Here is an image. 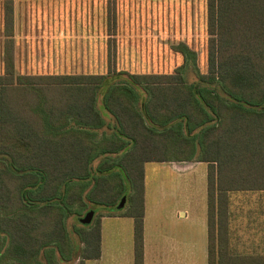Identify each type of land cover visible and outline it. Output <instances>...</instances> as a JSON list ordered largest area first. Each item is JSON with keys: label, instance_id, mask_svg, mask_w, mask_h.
<instances>
[{"label": "trees", "instance_id": "trees-1", "mask_svg": "<svg viewBox=\"0 0 264 264\" xmlns=\"http://www.w3.org/2000/svg\"><path fill=\"white\" fill-rule=\"evenodd\" d=\"M2 3L0 251L34 264L46 249L59 264L55 252L69 262L80 241L83 264L99 254V223L73 241L69 206H114L126 189L122 214L132 217L133 264H142L143 162L196 159L206 163V264L257 263L230 251L227 205L230 191L264 189V0H206L207 67L189 82L183 65L13 76L12 0ZM104 126L110 135L94 139Z\"/></svg>", "mask_w": 264, "mask_h": 264}, {"label": "rangeland", "instance_id": "rangeland-1", "mask_svg": "<svg viewBox=\"0 0 264 264\" xmlns=\"http://www.w3.org/2000/svg\"><path fill=\"white\" fill-rule=\"evenodd\" d=\"M16 0H12L13 4ZM36 1V10L42 13L48 11L51 0H23ZM70 2H87L93 13L99 10V17L104 23L105 53L104 60L95 67L81 62L70 64L49 63L48 48L36 47V67L29 63L14 61L13 76L17 74L42 73H89L97 68L99 73L107 71H125L137 73H169L179 65H183L181 74L189 82L197 73L205 72L207 67L206 44V0H69ZM1 23L3 28V3L0 0ZM130 14L138 21L135 25L134 41L136 46L119 48L123 55L117 54L115 42L117 34L118 14ZM45 20V17L43 15ZM4 33V32H3ZM121 36V35H120ZM5 38V37H4ZM182 42L192 51L191 56H183L181 49L174 46ZM3 45V43H2ZM128 52V53H127ZM40 53V54H39ZM129 57H127L128 55ZM185 62V63H184ZM2 56L0 74L2 73ZM89 67H92L89 69ZM111 71V72H113ZM109 72V74H111ZM100 87V95L105 90L107 80ZM111 128L108 126L96 128L94 139L109 136ZM113 156L104 157L112 160ZM143 167V238L147 264H205V165L197 162L181 170L174 169L161 161H145ZM112 171L116 168L110 169ZM109 172V170H108ZM88 182L87 187L89 186ZM125 189L122 195H125ZM231 216L241 215L246 205L256 204V200L264 202L263 190H235L228 193ZM125 204V201H124ZM77 204L69 206L76 212ZM93 209V215L88 224L78 221L77 217L84 210ZM125 208V207H123ZM120 208L115 206H100L88 204L75 214L64 216V226L73 241H78L77 231L80 227L92 226L99 223L103 241V264H112L110 257L119 259L124 264L130 259L131 250V218L113 215ZM254 209H256L254 207ZM182 212V213H180ZM246 230V229H241ZM240 229H236V236H240ZM6 237L0 233V250ZM256 240L244 242L236 239L232 241L234 251L248 252V248ZM79 241L74 248L71 261H61L55 252V261L59 264H76L80 259ZM45 250L34 256V264H48ZM256 254V253H253ZM257 258V255H252ZM128 259L130 264V260ZM73 260V263H71ZM118 261V260H117ZM87 262V263H86ZM86 264L93 261L85 260ZM117 263V262H114ZM0 264H23L17 260L7 258L0 251ZM126 264V263H125Z\"/></svg>", "mask_w": 264, "mask_h": 264}, {"label": "crops", "instance_id": "crops-1", "mask_svg": "<svg viewBox=\"0 0 264 264\" xmlns=\"http://www.w3.org/2000/svg\"><path fill=\"white\" fill-rule=\"evenodd\" d=\"M87 2H70L69 0H51L49 2L48 11L42 13V10H36V1L16 0L12 10V42H13V61L33 64L36 67V47L48 48L49 63L53 64H70L72 62H83L89 66L101 64L104 60L105 53V30L104 23L99 17V10L93 13ZM125 14H118L117 34L119 36L115 42L117 54L123 55L124 51L119 48H129L136 46L134 35L135 25L138 21L125 10ZM45 17V20L43 18ZM0 9V61L2 56V43L5 37L1 23ZM121 35V36H120ZM128 53V52H127ZM40 54V53H39ZM128 55V54H126ZM129 57V55L127 56ZM16 61V62H15ZM52 65V64H51ZM92 67H89L91 69ZM89 73H99L97 68H92ZM103 73V72H101ZM174 169L181 170L197 162H204L196 159L184 160H163ZM206 171V163L204 162ZM253 203V202H252ZM246 205L247 209L241 215L231 216L232 208L227 205V224H228V247L233 253L232 241L236 239L249 242L256 240L248 252H240L237 254L257 255V263L264 264V202L256 200L254 204ZM125 204L113 215L126 216L122 214ZM254 207L256 209H254ZM182 213V212H180ZM131 218V250H132V217ZM143 226V216H142ZM236 229L241 230L240 236H236ZM206 230V221H205ZM99 254L94 258H86L83 260L93 261L92 264H103V241L101 231H99ZM206 236V233H205ZM256 253V254H253ZM112 264H120L119 259L110 257ZM129 259V258H128ZM126 258L124 264L129 261ZM118 260V261H117ZM130 264H133V255L131 254ZM117 262V263H114ZM142 264H147L145 257V246L142 227ZM205 264H206V242H205Z\"/></svg>", "mask_w": 264, "mask_h": 264}, {"label": "water", "instance_id": "water-1", "mask_svg": "<svg viewBox=\"0 0 264 264\" xmlns=\"http://www.w3.org/2000/svg\"><path fill=\"white\" fill-rule=\"evenodd\" d=\"M124 201H125V195H121L117 203L114 206L116 208H121L124 204ZM92 215H93V209L89 208L85 210L81 216H78L77 219L79 222L83 224H87L90 222Z\"/></svg>", "mask_w": 264, "mask_h": 264}]
</instances>
